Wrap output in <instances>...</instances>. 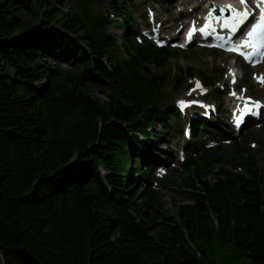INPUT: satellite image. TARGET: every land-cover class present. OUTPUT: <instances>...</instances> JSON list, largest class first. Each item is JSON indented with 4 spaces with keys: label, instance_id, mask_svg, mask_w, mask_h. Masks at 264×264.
Masks as SVG:
<instances>
[{
    "label": "trees",
    "instance_id": "trees-1",
    "mask_svg": "<svg viewBox=\"0 0 264 264\" xmlns=\"http://www.w3.org/2000/svg\"><path fill=\"white\" fill-rule=\"evenodd\" d=\"M73 1L79 11L59 22L42 9L51 0H0V244L24 246L41 264H264V169L239 144L230 169L218 165L219 147L200 153L199 120L179 165L192 175V203L151 233L141 216L157 196L139 179L163 162L141 149L179 114L161 98L166 73L143 70L169 52L134 39L131 59L119 61L112 19L87 16L103 0ZM133 161L140 177L129 182Z\"/></svg>",
    "mask_w": 264,
    "mask_h": 264
},
{
    "label": "rangeland",
    "instance_id": "rangeland-1",
    "mask_svg": "<svg viewBox=\"0 0 264 264\" xmlns=\"http://www.w3.org/2000/svg\"><path fill=\"white\" fill-rule=\"evenodd\" d=\"M194 3L195 0L190 4L186 3V7L189 9ZM116 4L121 8L122 14L131 17L132 24L127 23V27L123 25L122 18H120L117 11L112 7L114 4L110 0H103L87 5L86 12L88 18L96 14H102L112 19V22L106 29V33L116 43L117 59L122 62L131 59L130 53H133L131 47L134 39L142 45L145 43H153L158 47L157 44L161 36L151 37L152 34L145 31L153 28L148 27V21H152L153 24L158 25L161 23V20L166 18L165 3L162 0H117ZM205 4L207 3H204L202 7ZM46 8L56 13V18L59 22L66 17L65 14L72 15L74 10L79 11V8L73 0H51V3L42 6V9ZM19 13L22 17H27L28 15L23 11ZM162 32L165 34L166 31ZM180 40L181 32L178 37L169 40L163 46L169 52V55L164 59L162 65L147 62L146 69L143 70V74L145 75H150L152 71L166 73L167 79L162 85L163 91L161 98L163 100L165 98L166 104L172 105L179 114L178 119L175 117L169 118L167 121L169 126L168 134L162 137L159 144L150 143L151 148L147 144L148 147L146 146L141 149L142 151L150 149L148 154L152 158L161 160L164 163V165L159 167H153L151 165L150 169L152 171L150 175L139 179L141 183L145 181L144 179L150 180L151 183L149 182L148 184L149 188L157 196V204L153 208L146 207L144 209L145 213L141 216L142 219L154 221L155 225L151 228V233H155L164 226L167 222L165 217L176 215L178 205L192 203V200L188 198L189 193L195 190L193 187L188 186V181L192 175L189 176L179 165L182 159L186 158L193 151V146H188L195 143L197 139L195 137L196 131L194 130L196 128V123L194 124L196 120L202 121L204 124L201 132H199L200 136L198 141L201 144L195 146L200 153L204 150L208 151L219 147L220 153H218V157H221L223 161L218 165L230 169L231 165L225 161L231 155H236L234 151L236 150L237 144H239V147L244 148L245 155H253L259 160L260 166L264 169L263 117L257 121H251L249 118L248 122L241 129L234 130L229 120L230 106L225 109L218 108L216 116L212 115L210 111V116H203L198 115L193 103H191L196 99L206 105H216L219 98L224 99L229 94L239 95L240 93L254 98H263L264 91L261 92L254 82L255 73L262 72V69H255L252 73L248 72L251 77L250 80H247L246 75H244L240 81H236H239L240 84L235 88L232 78L229 80L225 77L231 71L229 64L235 62L236 58L225 51L208 48L198 42L191 44L187 48H180L177 46ZM222 52L226 54L224 61L219 59V54ZM239 62L242 69L238 68V75L241 76L242 72L244 74L247 72L248 66L250 65H245L241 59H239ZM50 63L55 64L54 61H50ZM196 80L202 83L200 87H197L195 84ZM211 80L214 82L213 84L209 83ZM225 80L229 83V94L223 92V83ZM194 88L200 89L197 96L191 95L190 93ZM248 88L250 91H246ZM87 89L92 96L99 98L102 103H106L109 100L108 96L104 94L106 92L102 93L97 86L88 83ZM182 98L189 102V106L181 108L179 102ZM261 111L263 110L261 109ZM154 127L157 130L161 129V125L158 123ZM133 167H135L134 161L131 172L128 174L129 182L131 179L136 181V178L140 177L134 172ZM173 168H177L179 171L173 172ZM208 177H211L210 173H208ZM160 179L165 181L164 186L159 182ZM135 183L131 189H135L137 194L136 200L139 201L141 199V187Z\"/></svg>",
    "mask_w": 264,
    "mask_h": 264
},
{
    "label": "bare ground",
    "instance_id": "bare-ground-1",
    "mask_svg": "<svg viewBox=\"0 0 264 264\" xmlns=\"http://www.w3.org/2000/svg\"><path fill=\"white\" fill-rule=\"evenodd\" d=\"M165 5H166V11L165 13L167 14L166 18H164L163 20H161V23H159L158 25L153 24L152 21H148V27H153L152 29H147L146 32L152 34L151 37H155L154 34L156 33V36H161L160 37V41L161 40H172L176 37H178V35H180V32L182 31L181 29H183L187 24H189L190 21H197L202 19H208V14L209 12L212 10V8L215 6V2L214 1H218V0H195V3L192 5L193 9L192 11H190L188 9V7H186V3H192L193 0H162ZM250 2H252L250 0ZM204 3L205 6L202 7V5ZM238 5V3L234 4L233 6L236 7ZM190 8V7H189ZM227 9V7H222ZM236 9V8H233ZM228 11V10H227ZM231 12L228 11V15ZM223 14V12H222ZM227 15V16H228ZM212 23H214L215 19H211ZM162 31H166L165 34ZM215 32V30H212V33ZM210 39H214L212 36H210ZM204 40V38L199 37L198 41L199 43H201ZM182 44V42L180 43ZM226 58V54L225 53H220L219 54V59L224 61ZM264 66V61H261L255 65L252 66H248L249 68L247 69V72L245 74L242 73V76L239 77L238 75V69L234 70V68H241L242 66L240 65L239 59H236L235 62L230 63L229 67L231 68V71L228 72V76L225 77L226 79L228 78L229 80L232 77H236L237 80H241L244 75H246V79L250 80V76L248 74L252 73V71L254 69H258ZM256 78V77H254ZM238 82H236L234 85L235 88L238 87V85L240 84ZM256 86L259 87V90L261 92L264 91V83H257L255 82ZM228 88H229V83H227V80L224 81L223 83V92L225 94H229L228 93ZM258 89V88H257ZM246 91H250V89H246ZM245 91V92H246ZM200 92L199 88H194L192 89V91H190L191 95L197 96L198 93ZM249 96V95H248ZM247 97V95H243V94H239L238 96H236L235 94H229L227 97H225L224 99L219 98V100L217 101L216 105H206L203 103H200L199 101H197L196 99L193 101H196L197 103L193 104L198 115H203V116H210L209 115V111L211 112L212 115L217 114V109L218 108H228L230 106L229 109V114L232 116V119L230 120V123L234 126H236V120L238 119V116L240 113H242L244 111V109L246 107H249V104L245 103V98ZM186 99L182 98L180 99V101H185ZM264 106V103H263ZM247 117V115H246ZM252 120L251 121H257L255 119H253V117H251ZM239 129V127L237 128Z\"/></svg>",
    "mask_w": 264,
    "mask_h": 264
},
{
    "label": "snow or ice",
    "instance_id": "snow-or-ice-1",
    "mask_svg": "<svg viewBox=\"0 0 264 264\" xmlns=\"http://www.w3.org/2000/svg\"><path fill=\"white\" fill-rule=\"evenodd\" d=\"M241 4L245 5L244 11H239L237 9L232 8H221L219 10L213 8L208 16L211 17L213 12L219 11L224 12L226 10L231 12V16L229 19H226L224 24L222 25L223 28H227L232 32H235L241 25H243L246 21L249 20L250 17L253 16V12L248 10L247 0H240ZM210 28V23H206L205 27L200 29L202 33L206 32ZM196 30L193 28L188 33V39L190 40L193 33ZM214 31V29H213ZM183 47V45H181ZM240 47H251L253 52L252 54H255L260 51V49L264 48V7H259V16L256 17L255 22L251 24L250 30L246 33V38L244 42L240 45ZM230 51H236V48L229 49ZM249 54L248 59L251 58V55ZM261 55H264V53H261ZM255 63V62H254ZM235 82V80H233ZM259 82L264 83V76H262L259 80ZM197 87H199V82H197ZM191 103L195 104L196 101H192ZM181 108L187 107L188 105L184 101L179 102ZM256 106L259 107V103H256ZM247 111H251L250 108L246 109ZM243 122L242 118L236 120L237 127Z\"/></svg>",
    "mask_w": 264,
    "mask_h": 264
},
{
    "label": "water",
    "instance_id": "water-1",
    "mask_svg": "<svg viewBox=\"0 0 264 264\" xmlns=\"http://www.w3.org/2000/svg\"><path fill=\"white\" fill-rule=\"evenodd\" d=\"M0 264H41L26 247H4L0 244Z\"/></svg>",
    "mask_w": 264,
    "mask_h": 264
}]
</instances>
